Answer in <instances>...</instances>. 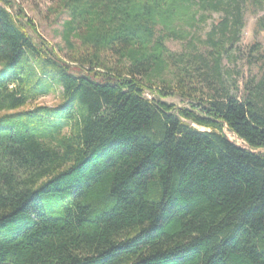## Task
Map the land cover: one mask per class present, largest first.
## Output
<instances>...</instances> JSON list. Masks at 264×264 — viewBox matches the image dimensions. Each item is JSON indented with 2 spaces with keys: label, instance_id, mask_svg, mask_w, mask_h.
Here are the masks:
<instances>
[{
  "label": "trees",
  "instance_id": "16d2710c",
  "mask_svg": "<svg viewBox=\"0 0 264 264\" xmlns=\"http://www.w3.org/2000/svg\"><path fill=\"white\" fill-rule=\"evenodd\" d=\"M57 2L0 0V264H264V0Z\"/></svg>",
  "mask_w": 264,
  "mask_h": 264
},
{
  "label": "rangeland",
  "instance_id": "374dc122",
  "mask_svg": "<svg viewBox=\"0 0 264 264\" xmlns=\"http://www.w3.org/2000/svg\"><path fill=\"white\" fill-rule=\"evenodd\" d=\"M13 1L15 5H19L25 12L26 16L33 21L37 32L42 35V37L48 42L50 46L54 47V49L65 47L61 38V32L63 29L62 22L66 19V15L61 13L60 9H56L58 3L57 0ZM260 16L264 17V10L257 13V15L250 13L246 14L245 26L242 31L241 39L238 43L241 50L245 51L249 45L255 42L259 43L261 48L264 50V32L256 30V21ZM213 18L217 20L218 15H213ZM208 23L210 24L211 20H209ZM209 24L203 28V32L208 30ZM28 33L35 40V35L29 28ZM74 43L76 44V42ZM166 45L171 51L176 52L181 51L184 48V44L179 41H168L166 42ZM63 53H65V50H63ZM237 65V68L240 69L243 76H246L249 73L250 69L245 64L243 57L239 60ZM145 96L151 98L152 94L147 90ZM59 98V91L51 92L46 95L39 96L36 99L27 101L23 108L31 109L35 105L52 106L58 103ZM165 101L175 106L184 105V103L178 97H167L165 98Z\"/></svg>",
  "mask_w": 264,
  "mask_h": 264
}]
</instances>
